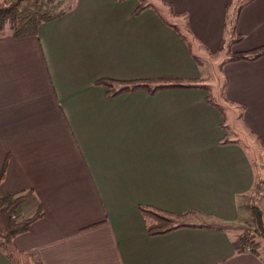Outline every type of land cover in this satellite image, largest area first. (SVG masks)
I'll use <instances>...</instances> for the list:
<instances>
[{"label":"crops","instance_id":"crops-1","mask_svg":"<svg viewBox=\"0 0 264 264\" xmlns=\"http://www.w3.org/2000/svg\"><path fill=\"white\" fill-rule=\"evenodd\" d=\"M165 1L219 49L227 0ZM138 3L76 0L37 35L0 34V190L31 191L17 218L42 211L14 243L41 264H264L263 245L232 229L253 204L264 223V54L222 64L251 142L202 87L110 96L97 79L201 78L187 36L155 5L133 16ZM232 34L231 52L264 45V0ZM140 205L189 211V226L151 235Z\"/></svg>","mask_w":264,"mask_h":264},{"label":"trees","instance_id":"trees-1","mask_svg":"<svg viewBox=\"0 0 264 264\" xmlns=\"http://www.w3.org/2000/svg\"><path fill=\"white\" fill-rule=\"evenodd\" d=\"M139 1L136 8L132 11L133 16H137L144 9L151 6L150 4L141 2V0ZM162 1L172 7L167 1ZM251 1L253 0L226 1V20H228V16L232 18V31L235 29L237 16L241 8ZM72 7L68 5L67 0H0V34L16 38L37 35L42 24L60 18ZM241 38V34H236L232 43L239 41ZM223 42L224 40L221 41L219 46H221ZM263 54L264 45H261L250 50L232 52L228 60H253ZM95 82L96 84L103 85L106 93L110 96H116L122 92L134 91L142 88L150 93H154L162 88L174 87H202L207 89V85L200 82V79L177 77L132 80L99 78ZM206 99L221 109L220 105L212 99V95H209ZM220 141L221 143H228L234 140L228 139L225 136ZM5 168L6 162L3 163L0 169V183L4 177ZM30 194L31 191L22 194H10L3 193L0 190V246L5 251L7 258L12 264H41L38 258L34 259L32 254L28 251L19 250L14 243V238L19 234L29 231L32 223L42 214L41 210H37L29 217L17 218L18 206L26 201ZM252 209L258 228L263 230L264 227L262 224L264 223L262 222L261 211L258 207L254 208V206H252ZM140 210L144 215L147 231L151 235L165 233L181 226H189L188 224L177 222V220L183 218L189 211L173 212L158 209L150 205H140Z\"/></svg>","mask_w":264,"mask_h":264},{"label":"rangeland","instance_id":"rangeland-1","mask_svg":"<svg viewBox=\"0 0 264 264\" xmlns=\"http://www.w3.org/2000/svg\"><path fill=\"white\" fill-rule=\"evenodd\" d=\"M76 0H67L68 5L73 6V2ZM140 2V1H139ZM141 2L155 5L157 6L160 11H162L163 15L167 20H169L171 23H174L180 31L187 36L188 43L190 44L191 52L197 57V60L200 62L201 67V78L200 82L207 85V90L212 95V98L223 108L224 115L227 117V125L230 128H234L233 132L238 137V140L242 143L246 141V139H242L240 137H248V141H253L251 134H247L248 130L244 127L240 120L239 116V105L232 104L225 100V90L227 85V79L226 74L224 70L222 69L223 61L229 59L231 55L230 51V45L232 44L233 38V31H232V18L228 16V20H226V28L224 31V42L221 46H219V49L217 51H209L202 45V43L199 42L198 39H195L193 36H195L191 31L189 32L187 29V17L185 15H176L174 16V13L172 12V7L164 3L162 0H141ZM136 8V7H135ZM134 8V9H135ZM133 9V10H134ZM187 32L190 34L188 35ZM173 77V76H169ZM197 79V80H198ZM233 110V113L231 110ZM246 134L244 135V133ZM243 134V136L241 135ZM253 143V142H252ZM254 144V143H253ZM256 145V144H255ZM253 151V150H252ZM263 181V180H262ZM259 180L258 187L260 189L263 187V182ZM252 206L256 208L257 206L255 204L251 205L250 212L247 216L242 217L240 223H238V226L232 227L227 226V228L236 229L238 232H240V237L244 239V243L248 244V242H254L256 241V244H262L264 247V229L260 230L258 228V224L256 219L254 218V214L252 212ZM184 219L183 221H185ZM182 221V218L177 220L178 223ZM264 227V224H262ZM255 244V245H256Z\"/></svg>","mask_w":264,"mask_h":264},{"label":"built area","instance_id":"built-area-1","mask_svg":"<svg viewBox=\"0 0 264 264\" xmlns=\"http://www.w3.org/2000/svg\"><path fill=\"white\" fill-rule=\"evenodd\" d=\"M246 250L250 249V245H246V247H244Z\"/></svg>","mask_w":264,"mask_h":264}]
</instances>
